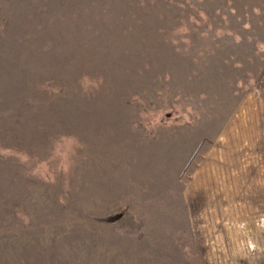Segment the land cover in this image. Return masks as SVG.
<instances>
[{"label":"rangeland","instance_id":"rangeland-1","mask_svg":"<svg viewBox=\"0 0 264 264\" xmlns=\"http://www.w3.org/2000/svg\"><path fill=\"white\" fill-rule=\"evenodd\" d=\"M0 264H264V0H0Z\"/></svg>","mask_w":264,"mask_h":264}]
</instances>
